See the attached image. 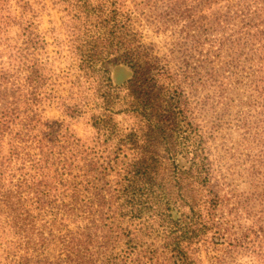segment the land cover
I'll list each match as a JSON object with an SVG mask.
<instances>
[{
	"label": "rangeland",
	"instance_id": "374dc122",
	"mask_svg": "<svg viewBox=\"0 0 264 264\" xmlns=\"http://www.w3.org/2000/svg\"><path fill=\"white\" fill-rule=\"evenodd\" d=\"M0 4L15 16V23L0 31V108L14 101L9 92L24 75L14 61L17 57L11 56L22 45V28L29 26L45 41L38 54L43 94L35 103L12 106L18 108L10 132H3L0 125V161L13 156L0 183L1 199L10 178H21L18 169L45 153L82 159L71 176L65 175L68 188L60 184L58 188L69 189L72 196L76 187L82 203H99L104 170L97 163L95 112H86V104L94 106L92 94L84 83L71 88L72 81L80 75L81 53L96 47L104 59L118 40L130 44L131 34L140 33L145 51L166 67L173 96L168 98L179 107V127L187 129L181 130L179 149L175 152L166 143L161 155L180 158L187 166L206 158L208 169L203 187L193 181L196 165L185 175L182 185L194 199L181 197L179 207L166 200L160 209L152 206L144 251L159 256L155 264H264V0H0ZM105 65L117 87L118 113L113 121L118 129L126 124L136 129L134 139L142 142L148 117L124 110L137 106L139 92L128 95L135 68ZM67 109H75L78 117L68 116ZM159 152L152 148L147 156L154 158ZM52 167V174L62 172L57 162ZM161 171L163 191H169L166 182L172 167ZM22 195L27 213L21 211L17 219L12 214L0 218V264H66L64 247L50 237L77 227L60 225V201L52 195L46 204L35 189ZM42 236L48 239L44 243ZM171 237L180 238V263L171 247H163L164 239ZM94 250L99 253V246ZM90 251L84 264H102L101 256Z\"/></svg>",
	"mask_w": 264,
	"mask_h": 264
},
{
	"label": "trees",
	"instance_id": "16d2710c",
	"mask_svg": "<svg viewBox=\"0 0 264 264\" xmlns=\"http://www.w3.org/2000/svg\"><path fill=\"white\" fill-rule=\"evenodd\" d=\"M0 13L1 31L15 23V16L5 10L2 4ZM24 13L25 7L22 14ZM22 30V45L17 50L18 53L11 56L17 57L14 61L19 62L18 71L24 72V75H20L22 82L18 83L13 92H9L14 101H7L0 108V125L3 132H10L14 126V111L18 108L12 107L15 103H35L43 94L45 78L42 74L43 62L38 54L45 41L29 29V26L23 27ZM131 35L130 44L118 40L113 48L110 47L104 59L100 57L103 53L98 52L96 47L81 53L80 75L77 81H72L71 88H76V84L80 87V83H84L92 94L91 101L94 106L86 104V112H95L93 126L97 134V163L104 170V187L99 193V203H82L76 187L72 189V196L69 189L60 191L59 184L67 188L69 186L65 175L71 176L73 170L78 168L77 163L82 160L77 162L75 156L66 154L55 157L42 153L44 156L39 160L33 157L29 166L18 169L21 178L16 181L14 176L10 178L3 199L0 198V218H8L9 214H12L14 219L21 215V211L27 213L22 195L27 190L35 189L42 195L40 200L44 204L48 203L50 195L60 201L57 207L61 216L60 225L65 228V224L70 223L77 227V230H68L58 238L53 234L50 237H53L54 241L59 239L64 247L66 264H84L86 254L90 250L93 255L101 256L102 264H155L159 256L144 251L143 247V236L149 230V212L152 206L160 209L159 204L166 200L179 207L181 197L187 201L194 199L191 195L188 196L191 193L187 194V187L182 185L185 175H189L193 165L197 166L193 176L195 184L203 187L208 181V169L204 163L206 158L197 163L190 161L191 165L187 166L186 163H180V158L161 155L166 143L176 152L180 147L181 130L185 132L187 129L179 127L177 116L180 111L170 95V77L166 67L160 66L158 59L145 51L141 45L140 33ZM105 62L113 65L125 63L135 68V76L128 82V95L139 92L136 96L137 106L129 105L124 110L140 113L146 119L148 117L150 125L146 124V129L141 133L142 142L134 139L135 135H138L136 129L128 124L118 129V124L113 121L118 113L117 87L112 83ZM79 94L77 91V95ZM169 96L172 97L168 98ZM140 97L143 103H139ZM74 112L75 109L66 111L68 116L77 118ZM152 148L156 152L160 151L154 158L147 156ZM12 158L13 156L9 155L7 159L0 161V183L4 182V173ZM56 162L62 172L54 171L52 174L50 170ZM171 167L170 181L166 182L169 191H163L165 178L161 170L171 171ZM160 226L163 227L161 224ZM171 234H175V231ZM179 239L165 238L163 247H171L173 258L180 263L182 259L178 249ZM40 240L44 243L48 239L42 236ZM96 245L99 246V253L94 250Z\"/></svg>",
	"mask_w": 264,
	"mask_h": 264
}]
</instances>
